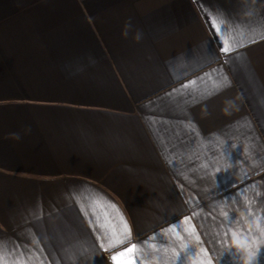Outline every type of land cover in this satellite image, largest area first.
Wrapping results in <instances>:
<instances>
[{
  "label": "crops",
  "instance_id": "obj_1",
  "mask_svg": "<svg viewBox=\"0 0 264 264\" xmlns=\"http://www.w3.org/2000/svg\"><path fill=\"white\" fill-rule=\"evenodd\" d=\"M233 240L264 241V0H0V264Z\"/></svg>",
  "mask_w": 264,
  "mask_h": 264
},
{
  "label": "clouds",
  "instance_id": "obj_2",
  "mask_svg": "<svg viewBox=\"0 0 264 264\" xmlns=\"http://www.w3.org/2000/svg\"><path fill=\"white\" fill-rule=\"evenodd\" d=\"M259 243H264V241H253L251 244H245L243 241L233 240L231 241V248L236 253L242 254L240 264H258V257L260 253V249L258 247Z\"/></svg>",
  "mask_w": 264,
  "mask_h": 264
},
{
  "label": "snow or ice",
  "instance_id": "obj_3",
  "mask_svg": "<svg viewBox=\"0 0 264 264\" xmlns=\"http://www.w3.org/2000/svg\"><path fill=\"white\" fill-rule=\"evenodd\" d=\"M213 27H215V23H213ZM225 46L221 49L222 52L224 53H228L229 52V45L227 43V41L224 42ZM135 246H132L131 248H129L127 251L128 252H132L134 250ZM121 255H124L123 253H121ZM115 259V258H114ZM129 264H131V262H129Z\"/></svg>",
  "mask_w": 264,
  "mask_h": 264
}]
</instances>
